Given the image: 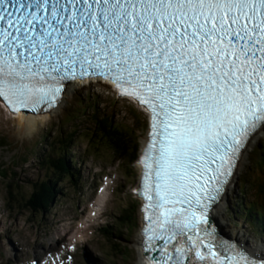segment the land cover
<instances>
[{"label": "snow or ice", "instance_id": "snow-or-ice-1", "mask_svg": "<svg viewBox=\"0 0 264 264\" xmlns=\"http://www.w3.org/2000/svg\"><path fill=\"white\" fill-rule=\"evenodd\" d=\"M85 77L149 113L143 260L264 264L213 215L264 135V0H0V97L39 113Z\"/></svg>", "mask_w": 264, "mask_h": 264}, {"label": "rangeland", "instance_id": "rangeland-1", "mask_svg": "<svg viewBox=\"0 0 264 264\" xmlns=\"http://www.w3.org/2000/svg\"><path fill=\"white\" fill-rule=\"evenodd\" d=\"M86 105L98 110L104 106L103 113L109 111L108 115L113 123L128 126L132 141L137 146L130 167H127L126 162L116 161L105 151L94 154L86 148L83 134L92 127L89 118H86L83 122H78L83 132H79L69 145V157L74 163L71 167L78 174V186L73 187L68 179L62 177L55 183V188L61 194L50 209L38 213L24 209L32 185L47 180L50 176L54 178L49 165L42 164L41 160L63 155V147L53 144L57 138L66 137L70 132L71 127L64 125V114L67 110L75 113ZM59 110L58 113L53 112L33 133L25 134L20 131L19 120L15 114L0 104V173H6L4 178L0 177V264H15L18 261L34 259L37 254L43 256L51 251L56 238L63 237L64 231H68L65 238L68 244L79 231L80 224H84V227L85 224H90V228L85 231L82 242L76 246L74 264H138L139 250L136 242L141 217L135 195L139 183L136 160L144 148L147 131L145 115L133 103L119 99L108 85L102 83L76 87L72 95H64ZM89 112L88 110L86 114L89 115ZM83 115L85 114L81 113V117ZM262 136L258 138L259 146L264 142V135ZM261 149L254 145L253 151H249L248 162L243 169L239 168L236 172L227 201H224L220 209L222 219L218 217L228 231H238L247 241L259 246L264 241L258 234L261 230L249 222L245 223V214L238 209L237 202L258 207V202L252 200V189H243L241 181L253 180L259 170L264 176V170L257 169L254 165L255 157H259ZM125 169L131 174L130 177L125 175ZM103 176H107L106 182L109 184L105 190L97 193L103 184ZM240 192L245 193L244 198L239 195ZM8 193L12 198L11 203H7ZM103 200V213L94 217V222L90 223L89 214L96 210L91 205L95 201L100 203ZM129 206L133 207V214L130 222L121 226L120 234H116L118 236L112 241L102 237L98 227L111 225L114 222L113 217H117L119 211L121 213L124 207ZM235 210H239L240 217H234ZM7 228L8 234L5 233ZM55 247L62 249L61 244Z\"/></svg>", "mask_w": 264, "mask_h": 264}, {"label": "trees", "instance_id": "trees-1", "mask_svg": "<svg viewBox=\"0 0 264 264\" xmlns=\"http://www.w3.org/2000/svg\"><path fill=\"white\" fill-rule=\"evenodd\" d=\"M88 110L90 111L89 115L86 114ZM104 111V106L101 110H98L90 107L89 105H86L82 109H78L75 113L72 110L66 111V114H64V125L71 127L70 132L67 133L66 137L61 139L57 138L56 142L53 144V146L58 145L59 148L63 147V155L56 158L47 157L44 160H41L42 164L49 165V169L51 170V174L54 178L50 176L47 180H42L32 185V191L25 200L24 209L34 213L46 212L50 209L52 204L56 202V199L61 194V192L55 188V183L60 181L62 177L68 179L73 187L78 186V174H75V171H73L71 167L74 163L73 159L69 157V145L79 132H83L79 128L78 122H83L86 118H89L92 125V127L86 129V132L83 134L86 140V148L88 150L90 149L94 154L105 151L106 153L111 154L113 159L116 161L121 163L126 162L127 167H130V164L134 159V155L136 154L137 147L132 141L130 129L127 125L113 123L111 116L108 115L109 111L105 114L103 113ZM81 113L85 115L81 117ZM132 127H134V125H132ZM132 130H134V128L131 129V131ZM259 147L262 149L259 153V157H255L254 165L255 167L257 166V169L262 168L264 170V142H262ZM124 172L127 177L131 176L126 169ZM259 174L260 170L253 180L251 179L247 181V179H244L241 181L243 189H252V200L258 202V207L241 201L237 202V206L238 209L242 210L245 214V219H243L245 223L249 222L250 224L255 225L261 230L258 234L264 238V176H262V174L259 176ZM5 176L6 173H0L1 178H4ZM8 195L9 197L7 198V203H11L12 198L10 193H8ZM239 195L244 198L245 193L240 192ZM238 211H233L235 218L240 217ZM132 214V206L124 207V210H122L121 213L119 211V215L117 217H113L114 222H112L111 225L100 227L99 233L108 241H112V239H115L118 236L116 234H120L121 226L130 222ZM112 247L113 245H111V248ZM112 251H115V249H112Z\"/></svg>", "mask_w": 264, "mask_h": 264}, {"label": "bare ground", "instance_id": "bare-ground-1", "mask_svg": "<svg viewBox=\"0 0 264 264\" xmlns=\"http://www.w3.org/2000/svg\"><path fill=\"white\" fill-rule=\"evenodd\" d=\"M96 82H100L99 80L95 79L93 80V83H96ZM82 82H78V83H73V84H69L68 88L66 89V91H64L63 93V97L59 103V105L55 108V110H53L52 112H50L49 114H45V115H40V116H28L26 113H18V114H15L14 116L16 118H18L19 120V125H20V131L25 133V134H31L33 133L35 130L38 129V127L40 125H42L43 123L46 122V120H48L50 118V115L55 112V113H58L60 110H59V107H60V104L62 103V101L64 100V95L66 96L67 95H72L73 92H74V89H76V87H80L82 86ZM87 85V84H85ZM89 85V84H88ZM263 137V136H262ZM146 143V138L144 137V144ZM254 145L253 144L249 149H248V152L244 158V160L238 164V167L235 171V175H234V180H235V176H236V172H238V169L241 170L244 168V165L246 164V162H248V157L250 156L249 155V151L250 153L252 152L253 148H254ZM231 190V188H230ZM230 192V191H229ZM224 204V201H221L219 203V205L217 206L216 208V211L214 213V216L216 218V222H218V224L221 226L222 228V232L230 237V238H233V239H236L239 241V243H241L243 246H245V242L246 243V246L249 247V248H252L254 250H257L259 251L260 250V247L258 244H254V243H251L249 241H247L242 235L240 232L238 231H228L222 224H221V221L218 219V217H220V219H222V215L220 216V209L221 207L223 206ZM249 226V225H248ZM8 228L5 230V233H7L8 231ZM10 231V230H9ZM10 233V232H9ZM8 234V233H7ZM12 234V233H11ZM142 238H141V235L140 233H138V239H137V242H136V246H137V249L139 250V246H138V242L141 241ZM143 262V255L139 252L138 254V264H142Z\"/></svg>", "mask_w": 264, "mask_h": 264}, {"label": "water", "instance_id": "water-1", "mask_svg": "<svg viewBox=\"0 0 264 264\" xmlns=\"http://www.w3.org/2000/svg\"><path fill=\"white\" fill-rule=\"evenodd\" d=\"M214 217H215V216H214ZM215 220H216V218H215ZM216 221H217V220H216ZM216 230L219 231L220 238H221L222 240L229 241V242H237L239 245L243 246L241 243H239L238 240L226 236L222 231H220V229H216Z\"/></svg>", "mask_w": 264, "mask_h": 264}]
</instances>
